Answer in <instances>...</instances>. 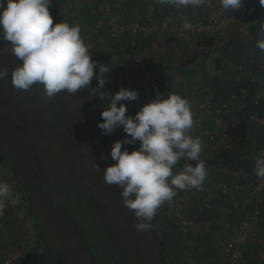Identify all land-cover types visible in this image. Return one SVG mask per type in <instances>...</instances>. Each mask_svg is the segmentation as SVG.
<instances>
[{
	"label": "rangeland",
	"instance_id": "374dc122",
	"mask_svg": "<svg viewBox=\"0 0 264 264\" xmlns=\"http://www.w3.org/2000/svg\"><path fill=\"white\" fill-rule=\"evenodd\" d=\"M126 1L66 0L58 10L63 22L80 25L85 43H94V71L109 80L98 91H119L121 86L138 91L137 100L118 102L127 106L126 115L134 116L158 93L167 97L171 89L181 87L194 114L190 135H213L200 157L214 162L202 189L177 191L157 210L152 228L138 232L134 227L138 221L124 207L121 189L104 181L103 171L116 163L110 155L112 146L126 133L119 126L103 135L98 127L109 103L93 95L98 79L93 77L91 85L75 95L62 92L52 99L38 84L28 91L15 89L11 74L21 62L0 28V69L8 72L0 80V156H5L0 160V182L8 183L17 199L0 216V262L16 264L26 252L37 250L47 251L54 264H228V245L241 222L250 219L243 235L246 243L233 250L242 254L238 264H264V189L253 191L262 181L255 175L254 162L264 155V126L251 125L249 132L229 124L264 110V51L256 47L264 17L243 19L237 10H224L220 0L181 10L150 0L134 14ZM250 5L264 9L260 0ZM151 13L155 27L186 21H201L203 26L183 40L175 35L168 40L166 31L132 35L127 23L147 21ZM210 18L217 24L229 23L213 30L208 27ZM99 22L103 28L96 33ZM114 28L126 31L113 37ZM203 35L215 37L210 61L183 74L181 63L192 58ZM99 68L110 71L105 76ZM159 73L173 74L172 82L153 87L152 77ZM242 89L246 98L231 101L235 111L227 122L217 124L216 110L230 99L227 94ZM257 98L259 109L253 104ZM140 143L122 145V151L136 150ZM240 146L239 154L234 153ZM185 164L182 159L174 171ZM224 183L229 185L227 192Z\"/></svg>",
	"mask_w": 264,
	"mask_h": 264
},
{
	"label": "clouds",
	"instance_id": "9594fccd",
	"mask_svg": "<svg viewBox=\"0 0 264 264\" xmlns=\"http://www.w3.org/2000/svg\"><path fill=\"white\" fill-rule=\"evenodd\" d=\"M53 0H0V28L2 38L11 45L12 54L21 63L11 74L12 86L20 91H28L34 85H41L43 94L52 99L59 93L75 95L91 85L93 77L98 84L93 95L100 100H108L102 112L103 120L98 124L102 134L107 135L123 126L126 136L114 142L111 158L116 161L104 171V181L110 187L121 189L120 197L128 210L138 221L134 227L138 232L152 228L151 221L157 210L165 202H171L177 190H201L207 178L205 161L200 157L203 144L199 137L193 138L190 130L195 120L191 103L186 98L172 93L167 97L158 93L151 102L145 104L134 116L126 115L127 106L118 102L138 99V91L120 87L114 95L98 91L104 89L108 78L97 76L95 61L85 44L80 25L59 22L53 25L49 6ZM162 5L177 10L199 8L208 0H158ZM224 10H239L244 0H220ZM264 6V0H260ZM184 28L193 25L185 22ZM261 39L256 47L264 51V23L261 24ZM110 70L99 68L106 74ZM8 76L7 69H0V80ZM106 76V75H105ZM130 137V139L128 138ZM140 141L138 149L129 151L122 145H133ZM106 158V157H105ZM197 161L174 172L181 160ZM98 170L99 165L96 164ZM255 175L264 180V155L255 157ZM8 203L16 204L8 183L0 182V216Z\"/></svg>",
	"mask_w": 264,
	"mask_h": 264
},
{
	"label": "built area",
	"instance_id": "2783aa9c",
	"mask_svg": "<svg viewBox=\"0 0 264 264\" xmlns=\"http://www.w3.org/2000/svg\"><path fill=\"white\" fill-rule=\"evenodd\" d=\"M252 2V0H245L243 7L240 8L239 10L236 11V14L239 15L241 18L245 19V18H250V17H258L260 19H263L264 17V9L262 8H253L250 3ZM152 14L151 13L148 18L147 21L144 22H131V23H127L128 28H130L129 30L131 31L132 35H137V34H144L145 36L151 35L154 32H158V31H166L165 28L171 30V32L177 36L180 39H185V38H189L190 34L193 33H199V27L203 26V23L201 21L198 22H193L191 23L193 25V28L190 30H186L184 28V24L185 22L182 23H176V24H171L169 27H163V26H156L153 23L152 19ZM209 26L210 28L214 29H218L220 27H225L228 25L229 21H224L221 22L219 24H217V20L214 18H210L209 19ZM199 26V27H198ZM85 29H88V26H84ZM103 28V26L100 24L97 25V27L94 29V32L98 33L101 29ZM112 30V29H111ZM114 30V31H113ZM112 30V36L116 37L119 36L121 34H123L126 29H119L116 30L115 28ZM243 31H245L242 28ZM112 37V38H113ZM114 39V38H113ZM88 48L89 51L91 52V58L92 60L95 59L96 55H95V51L92 48V42H86L85 43ZM113 57H118L117 54H113ZM215 67H218L217 63L214 62ZM238 97H241L242 99L246 98V92L244 89L241 90L240 93L237 92H231L228 99L224 101L220 107L216 110L217 116L219 117L217 119V124H222L227 122L230 119L232 110L235 111V108L233 107L231 101H236V99ZM244 103V102H243ZM243 103H241V106L238 107V111L241 110ZM253 104L255 106H257V108L259 109L261 104H260V99L257 98L253 101ZM239 120H237L236 122H229L230 124V128H234L237 125L240 126V128L245 129V131H249L251 132V125L254 126H258V127H263L264 126V110H254L252 113H250L247 117H241L237 118ZM232 125V126H231ZM199 138L202 141L203 146H206L209 144V142H211L213 140V135L210 134V132H205V134L203 136H199ZM222 189L224 192H227L229 190V185L227 183H224L222 186ZM264 189V180H262L259 185L253 190L254 192H259L261 190ZM250 219H246L243 220L241 222V225L239 226V233L234 237H232L228 248H227V253H228V258H227V262L228 264H238L239 260L242 258V254L240 251H238L237 249H235L236 251L233 250V246L235 245L236 247L238 246H244L245 242V238H243V235L245 233V231L248 229V227L250 226Z\"/></svg>",
	"mask_w": 264,
	"mask_h": 264
},
{
	"label": "trees",
	"instance_id": "16d2710c",
	"mask_svg": "<svg viewBox=\"0 0 264 264\" xmlns=\"http://www.w3.org/2000/svg\"><path fill=\"white\" fill-rule=\"evenodd\" d=\"M63 1H66V0H53L52 4L49 6L50 13L53 16V25H55L56 23L62 22L64 20L63 15L58 10V4L60 2L62 3ZM153 15L154 14H152V17H153ZM152 21H154V19H152ZM163 32L158 31L156 33L158 35H160ZM166 32H167V35L169 36L168 40H173L175 36L171 32V30L168 29V30H166ZM154 34H155V32H154ZM151 35H153V33ZM214 42H215V37L214 36L203 35L200 38H198L197 39V45H196V47L193 50L192 58L190 60H187V61L181 63V66H180L181 72L183 74L184 73L186 74L187 72L189 73L191 70L195 71V68L199 69V68L204 67L205 65H207V63L211 59L209 57V53H210V50H211L210 48L214 45ZM111 56H112V53H111ZM93 60L97 61L96 57ZM172 75L173 74L159 73L157 76L152 77V82H153L152 85H153V87H155L156 85H159L160 83L165 82V81L172 82V79H173ZM128 88L135 90L134 86L133 87H128ZM109 91L114 95L118 90H116L115 88H111V89L105 90L104 92H109ZM228 96L229 95L227 94V97ZM262 105H264L263 101H262ZM102 120H103V117L101 115L100 122H102ZM252 148H253V144L250 143L248 151L250 152V150ZM241 149H242L241 146L238 147V148L236 147L234 153L239 154ZM4 158H5V156L1 154L0 160H3ZM228 160H231V158L228 159ZM203 161H205L207 169L211 168V166H213V164H214L213 161H209V160H203ZM187 163H190L193 166H195L197 161H187ZM181 169L182 168H180V169H178V170H176L174 172H177V171H179ZM177 191L180 194L185 192V191H182V190H177ZM161 249L163 251L164 248L161 247ZM51 258H52V256L50 257V255L48 254L47 251L42 253V252H39V251L36 250V251H33V252H26L24 255L19 257V259H18L16 264H54Z\"/></svg>",
	"mask_w": 264,
	"mask_h": 264
},
{
	"label": "crops",
	"instance_id": "0c3cea01",
	"mask_svg": "<svg viewBox=\"0 0 264 264\" xmlns=\"http://www.w3.org/2000/svg\"><path fill=\"white\" fill-rule=\"evenodd\" d=\"M149 1L150 0H144V1L143 0H128V1H126V4L129 6L131 12L135 14V13H139L140 11H142L143 7L145 5H148V3L151 2V1L150 2ZM164 6H169V5H164ZM166 82L169 83L168 81H166ZM170 92L178 94L180 96L183 95V91L181 90V87H179V85H177L176 88L171 89ZM0 264H5V263L0 262Z\"/></svg>",
	"mask_w": 264,
	"mask_h": 264
}]
</instances>
